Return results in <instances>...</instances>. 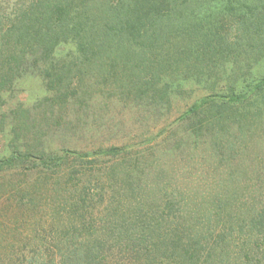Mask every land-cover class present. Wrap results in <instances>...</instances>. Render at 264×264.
Here are the masks:
<instances>
[{
    "label": "rangeland",
    "instance_id": "obj_1",
    "mask_svg": "<svg viewBox=\"0 0 264 264\" xmlns=\"http://www.w3.org/2000/svg\"><path fill=\"white\" fill-rule=\"evenodd\" d=\"M13 3L0 0V14ZM255 5L257 21L264 20V0ZM230 34V42L237 41ZM246 37L209 68L204 84H195L183 63L177 66L175 78L185 88L172 92L169 102L153 92L138 96L128 77L121 73L116 82L100 70L88 72L86 93L65 108L46 99L42 79L31 70L18 75L13 87H0V158L17 145L34 155L69 149L88 155L87 161L101 150L121 149L97 156L93 177L79 174L82 183L91 179L85 202L63 181H36V174L29 178L36 189L22 201L10 189L0 191V264H31L35 253H56L58 259V246L99 251V242L105 264H133L146 253H172V245L159 241L177 223L178 252L195 244L211 253L210 264H264V92L245 114L213 120L202 132L183 117L207 96L220 101L231 84L244 87L264 77V27ZM21 105L29 111L13 113ZM6 175L22 179L15 170ZM165 202L171 203L166 222L159 210ZM159 222L152 236L144 229ZM151 238L158 251L148 250Z\"/></svg>",
    "mask_w": 264,
    "mask_h": 264
},
{
    "label": "trees",
    "instance_id": "obj_2",
    "mask_svg": "<svg viewBox=\"0 0 264 264\" xmlns=\"http://www.w3.org/2000/svg\"><path fill=\"white\" fill-rule=\"evenodd\" d=\"M256 6L255 0H15L5 15L0 14V60H4L0 87H13L18 75L31 70L42 79L46 99L65 108L86 93L88 72L100 70L116 82L121 73L128 77L126 82L138 96L153 92L169 102L172 92L185 88L183 81L175 78L177 66L183 63L195 84H204L209 68L217 67L227 51L235 50L232 47L241 46L242 41L244 45L242 38L247 40L253 29L264 27L263 19L257 21ZM231 31L237 36L234 43L230 42ZM66 48L68 52L63 54L61 51ZM260 92H264V77L258 83L257 78L253 79L244 87L231 84L227 96L220 101L207 96L195 102L183 117L192 121L196 132H202L213 120L221 123L240 112L245 114L248 106L257 103ZM260 98L264 100L263 93ZM20 107L13 113L29 111ZM120 150H101L87 161L88 155L69 149L64 154L42 151L34 155L29 147L22 149L17 145L11 155L0 158V191L10 189L11 197L21 196L22 201L36 189L29 179L36 174V181H63L70 192L80 193V201L85 202L91 179L82 183L79 174L85 178L90 173L93 177L96 157ZM89 164L91 167L86 166ZM13 170L21 180L14 182L13 177L2 176ZM170 207L171 203L165 202L159 209L165 222ZM151 218L154 219H148ZM180 224L159 241L172 245V253H146L133 264H210L211 253H201L195 244V248L190 245L178 252L182 242ZM161 226L159 222L144 229L152 236ZM159 243L151 238L148 250L158 251ZM97 245L99 251L93 248L96 252L88 245L69 251L58 246V259L56 253H35L31 264H105L101 258L105 244Z\"/></svg>",
    "mask_w": 264,
    "mask_h": 264
}]
</instances>
